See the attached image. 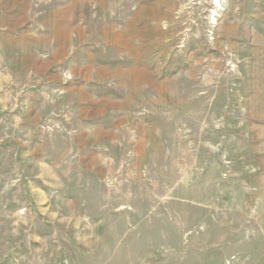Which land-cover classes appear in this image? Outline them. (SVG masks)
<instances>
[{
	"label": "rangeland",
	"instance_id": "obj_1",
	"mask_svg": "<svg viewBox=\"0 0 264 264\" xmlns=\"http://www.w3.org/2000/svg\"><path fill=\"white\" fill-rule=\"evenodd\" d=\"M0 264H264V0H0Z\"/></svg>",
	"mask_w": 264,
	"mask_h": 264
}]
</instances>
